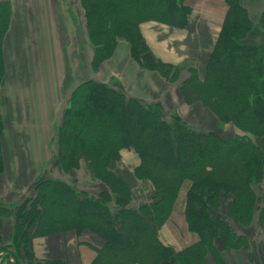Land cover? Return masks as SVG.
<instances>
[{"label":"trees","instance_id":"16d2710c","mask_svg":"<svg viewBox=\"0 0 264 264\" xmlns=\"http://www.w3.org/2000/svg\"><path fill=\"white\" fill-rule=\"evenodd\" d=\"M79 2L94 71L122 39L140 67L176 79L178 68L154 56L140 24L157 21L184 28L191 13L185 0ZM225 2L227 11L204 77L191 71L180 90L185 99L191 93L220 123H232L243 134L223 137L198 130L177 114L167 116L160 104L143 102L119 87L94 79L78 83L56 129L55 155L47 171L56 167L72 173L85 160L101 189L90 194L60 178L39 175L32 184L33 194L16 209L0 203V217L10 216L13 222L7 241L0 235V253H6L0 254L1 259L12 256L11 264H71L36 258L32 240L87 231L102 241L90 264H208L209 257L224 264L220 250L240 248L249 250L252 264H264V235L252 238L249 227L257 217L264 234V149L255 141L264 139V42L244 44L253 24L240 0ZM11 12L10 1L0 0V84ZM4 129L0 114V174ZM122 150L137 155L139 163L132 174L147 182L152 194V201L137 208L132 206L128 182L111 170L121 160ZM184 185V217L198 240L176 250L160 240L159 229ZM112 199L114 207L109 205Z\"/></svg>","mask_w":264,"mask_h":264},{"label":"crops","instance_id":"0c3cea01","mask_svg":"<svg viewBox=\"0 0 264 264\" xmlns=\"http://www.w3.org/2000/svg\"><path fill=\"white\" fill-rule=\"evenodd\" d=\"M9 1L12 12L3 41L5 73L0 84V114L5 123L2 134L4 172L0 174L1 204L14 205L22 201L24 191L52 164L55 133L62 112L72 89L82 81L94 79L105 82L143 102L158 103L167 116L177 114L196 129L211 124L219 126L217 117L200 105L194 95L190 93L185 99L180 86L184 79L190 77L191 71H195L200 79L204 77L206 63L227 11L225 0H185V4L191 7V13L182 29L157 21L140 24L142 35L154 56L178 68L177 77L172 81L156 71L140 67L130 54L129 43L122 39L118 40L111 57L94 71L90 65L92 47L85 27L83 30L72 17L84 16L79 0ZM240 3L253 24L243 42L248 46L260 45L264 42V25L261 24L264 0H240ZM218 134L233 137L243 132L232 123H225L222 134ZM255 141L264 149V139L255 138ZM121 162H130L134 167L138 160L134 152L122 150ZM87 166L86 162L80 163L75 174L87 179L86 183L94 180L91 188H101ZM51 171V176L68 183L63 178L66 174L60 168L55 167ZM127 182L132 200L133 184H148L138 180L133 184ZM186 188L187 185L182 186L178 195L183 198L181 216L172 217L171 212L159 229L160 240L176 250L198 240L197 234L188 230L184 217ZM0 223V235L9 236L12 217L1 216ZM258 225V218L255 217L249 227L259 228ZM170 233L178 236L180 246L173 245ZM262 235L259 233L257 236L261 238ZM101 245V239L87 231L80 236L66 232L32 240L36 258L67 260L71 264H90L96 256L94 249ZM223 251H230V264H252L246 248L220 250L224 264H228ZM208 259L209 263L216 264L211 257ZM1 261L0 258V264H5Z\"/></svg>","mask_w":264,"mask_h":264},{"label":"rangeland","instance_id":"374dc122","mask_svg":"<svg viewBox=\"0 0 264 264\" xmlns=\"http://www.w3.org/2000/svg\"><path fill=\"white\" fill-rule=\"evenodd\" d=\"M72 17H74L73 19L75 20V21H77L78 22V25L80 26V27H82V29L84 30V22H85V20H84V16H76L75 17V15H72ZM77 17H79V19L77 18ZM80 23V24H79ZM88 75H89V73H88ZM88 77V76H87ZM194 99H196L197 100V98L194 96L193 97ZM199 103H200V101L199 100H197ZM200 105H202V103L200 104ZM203 106V105H202ZM204 108H206V109H208L207 107H205V106H203ZM209 110V109H208ZM167 117V116H166ZM168 118V117H167ZM223 126H224V124H222V123H220L219 124V126L218 125H216L215 127H214V124L212 125H210L209 127H207V125L205 126V128H199L198 130H203V131H215V132H218V133H220V134H222V131H223ZM130 151H132V150H130ZM133 152V151H132ZM136 158H137V160H138V163H139V159H138V157H137V155H136ZM82 162H86L85 160H82L81 161V163ZM137 163V164H138ZM84 164V163H83ZM116 164H117V166H116ZM136 164V165H137ZM135 165V166H136ZM86 166H87V163H86ZM134 166V167H135ZM88 167V166H87ZM134 167H132V164L130 163V162H121V160L120 161H118L117 163H114V164H112L111 165V170L116 174V175H118V176H120V177H122L125 181L127 180V181H130L129 183H131V184H133L134 182H135V180H136V178L134 177V175L132 174L133 173V168ZM88 170H89V168H87ZM62 170V169H61ZM52 172V171H51ZM64 172V171H63ZM89 172H91L90 170H89ZM66 175L63 177L66 181H68V183L70 184V185H74L75 187H77L78 189H82L83 188V190L84 189H86L87 190V192L88 193H90V194H97L98 193V191L101 189V188H98V187H95V188H91V187H93V184H94V180L92 181V182H90V181H88L87 183L85 182L87 179H83L82 177H80L78 174H75V171L74 172H72V173H70V172H64ZM43 174H46V175H51V174H49V171H46L45 173H43ZM52 175H54L53 173H52ZM94 177V176H93ZM95 182H97L98 184L100 183L98 180H95ZM132 189H134V192H133V200H132V206L133 207H135V208H137V206L139 205V204H141V203H147V202H150V201H152V194H151V191H150V187H149V185L148 184H144V183H139V184H133V188ZM85 190V191H86ZM30 194H33V190H32V185H31V187H29L28 189H27V191H24V198H26V197H28ZM23 198V199H24ZM21 202V201H20ZM19 204V202L18 203H16V204H14V205H4V206H6V207H8L9 209H16V206ZM109 205L111 206V207H114L115 205H114V200L112 199L110 202H109ZM223 212H224V214H225V210H223ZM222 214V213H221ZM227 216V215H226ZM170 217V216H169ZM186 220V219H185ZM229 220V219H228ZM187 223V222H186ZM231 224H233V222H231ZM235 227V226H234ZM253 227V237L252 238H254V239H256V238H258V234L259 233H262V232H258L259 231V228H255L254 229V226H252ZM259 227V226H258ZM187 228H188V225H187ZM178 229V228H177ZM237 231H239V229H238V227H236L235 228ZM165 230V229H164ZM188 230H189V228H188ZM179 231V230H178ZM190 231V230H189ZM191 232V231H190ZM3 233H5L4 231H3ZM171 234V236H172V238L170 239L171 241H172V243H173V245H175V246H180V241H179V238H178V236H176V235H173L172 233H170ZM3 238V240H5V241H7V239H8V236H6V237H2ZM259 238H260V236H259ZM3 244V243H2ZM4 244H6V243H4ZM0 246H1V243H0ZM229 252L230 251H223V255H224V258H225V260L227 261V263L228 264H230V258H229ZM6 253H5V251L3 252V257H4V255H5ZM9 258H7V259H2V261L1 262H5V264H11V262L13 261V259L10 257V256H8ZM12 260V261H11ZM212 261V260H211ZM207 263L208 264H212V263H209V259L207 258Z\"/></svg>","mask_w":264,"mask_h":264},{"label":"bare ground","instance_id":"6f19581e","mask_svg":"<svg viewBox=\"0 0 264 264\" xmlns=\"http://www.w3.org/2000/svg\"><path fill=\"white\" fill-rule=\"evenodd\" d=\"M182 201H183V198H182V195H180V197H178L177 200H176L177 204H174V206H173V209H172V217L179 218L181 216V214H182L181 213V204H182Z\"/></svg>","mask_w":264,"mask_h":264}]
</instances>
